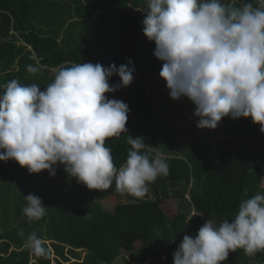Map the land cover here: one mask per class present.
I'll return each instance as SVG.
<instances>
[{
  "label": "trees",
  "instance_id": "trees-1",
  "mask_svg": "<svg viewBox=\"0 0 264 264\" xmlns=\"http://www.w3.org/2000/svg\"><path fill=\"white\" fill-rule=\"evenodd\" d=\"M222 2L258 6L256 0ZM147 11L148 0H0V90L12 79L44 88L61 67L72 64L119 67L131 59L133 83L105 94L129 106L128 133L107 138L105 145L119 169L131 148L128 136H142L169 165V174L149 184L143 198L126 195L131 200L124 201L115 185L89 190L63 165H56L50 177L47 170L2 169L0 161V264H115L124 252L138 264L163 257L162 264H173L184 235H196L207 218L231 219L242 200L264 193V133L250 117H224L213 130L218 138L182 141L159 75L163 62L143 34ZM28 65L40 71L29 73ZM110 83H119V77L113 75ZM30 193L47 206L38 221L30 222L23 213ZM109 196L120 202L109 206ZM171 200L179 206L174 216L163 208ZM32 232L43 239L46 255L35 256L24 247ZM221 264H264V252L246 255L237 249Z\"/></svg>",
  "mask_w": 264,
  "mask_h": 264
},
{
  "label": "clouds",
  "instance_id": "clouds-1",
  "mask_svg": "<svg viewBox=\"0 0 264 264\" xmlns=\"http://www.w3.org/2000/svg\"><path fill=\"white\" fill-rule=\"evenodd\" d=\"M256 4L148 0L143 34L155 43L170 98L194 105L197 128L215 130L224 117H250L264 133V0ZM27 71L40 68L28 65ZM135 71L131 59L119 67L83 62L61 67L44 88L7 82L0 90V161L14 160L29 174L47 170L52 177L55 166L63 165L89 190L115 185V191L143 198L149 184L169 174L167 158L153 154L144 137L129 135L131 148L117 169L105 145L107 138L128 133L130 113L125 102L105 94L130 86ZM113 75L119 83H110ZM25 200L30 222L45 216L39 196L30 193ZM24 247L35 256L47 252L35 232ZM237 249L264 252V193L242 200L231 219L207 218L196 235H184L173 264H221Z\"/></svg>",
  "mask_w": 264,
  "mask_h": 264
},
{
  "label": "rangeland",
  "instance_id": "rangeland-1",
  "mask_svg": "<svg viewBox=\"0 0 264 264\" xmlns=\"http://www.w3.org/2000/svg\"><path fill=\"white\" fill-rule=\"evenodd\" d=\"M118 91L115 93H111V95L117 94ZM172 111L174 114V120H175L176 126L182 132V141L189 140L190 138L201 139L204 136L205 138H214V137L218 138L217 135L216 136L214 135L213 130L197 128L196 126L197 118H194L192 115L194 111L193 108L188 103L183 101L182 99L178 101L172 100ZM219 139H220V136H219ZM1 168L2 169L7 168L10 171L13 170V172L14 171L23 172L24 174H26L27 172V168L21 167L18 164V162L14 160H9L8 162L2 163ZM263 187H264V180H263ZM114 192L125 196V198L122 199L124 201L131 200V199L127 200L128 197H126V195L127 196H131V195H128L126 193H121L119 191H114ZM105 202L109 206H114L115 204H118L120 200L119 198H117V196H109ZM163 208L165 212L167 213V215L174 216L178 213L179 206L176 201L171 200V201H166L163 205ZM165 261H166V258L163 257L162 261H159V260L154 261V262L149 261L147 264H162V263H165ZM115 264H138V263L135 262L134 256L132 254H128L124 252L121 259H119Z\"/></svg>",
  "mask_w": 264,
  "mask_h": 264
}]
</instances>
